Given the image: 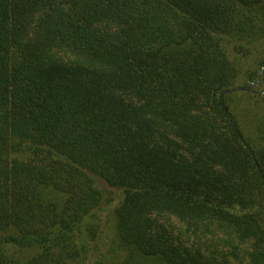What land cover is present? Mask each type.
Here are the masks:
<instances>
[{"label":"trees","instance_id":"trees-1","mask_svg":"<svg viewBox=\"0 0 264 264\" xmlns=\"http://www.w3.org/2000/svg\"><path fill=\"white\" fill-rule=\"evenodd\" d=\"M0 264H264V0H0Z\"/></svg>","mask_w":264,"mask_h":264},{"label":"rangeland","instance_id":"rangeland-1","mask_svg":"<svg viewBox=\"0 0 264 264\" xmlns=\"http://www.w3.org/2000/svg\"><path fill=\"white\" fill-rule=\"evenodd\" d=\"M257 87V86H255ZM241 92H244V91H241ZM238 93V92H236ZM232 94H235V93H232ZM155 221L157 222L158 225H163L164 227H166L168 230L178 234L180 232V226L178 225L177 221L170 217V216H165V218H161V217H157V219H155ZM105 232H106V235H107V238H106V242H107V245H111L112 242H114L115 240V234H114V231H113V222L110 221L109 223L106 224L105 226ZM184 242L186 243V245H188L189 247H192V248H199V244H202L201 242L191 238V239H187L185 240L184 239ZM203 245V244H202ZM204 247L201 248L202 250H206L207 246L206 245H203Z\"/></svg>","mask_w":264,"mask_h":264},{"label":"water","instance_id":"water-1","mask_svg":"<svg viewBox=\"0 0 264 264\" xmlns=\"http://www.w3.org/2000/svg\"><path fill=\"white\" fill-rule=\"evenodd\" d=\"M255 86H257V83H255V84L252 83V84H250L248 86H245V87H237V88H234V89L223 90L221 92L220 99L222 101V98H223V96L225 94H232V93L241 92V91H249L252 87H255ZM222 107L225 109V105H224L223 102H222ZM232 123H233L234 130H235L236 134L238 135L240 141H243V137L240 135V133H239V131L237 129L236 122L233 120Z\"/></svg>","mask_w":264,"mask_h":264}]
</instances>
